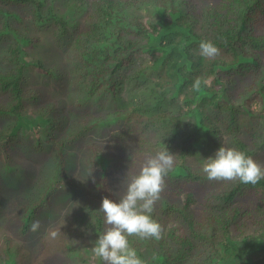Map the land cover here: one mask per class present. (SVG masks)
<instances>
[{
    "label": "trees",
    "instance_id": "trees-1",
    "mask_svg": "<svg viewBox=\"0 0 264 264\" xmlns=\"http://www.w3.org/2000/svg\"><path fill=\"white\" fill-rule=\"evenodd\" d=\"M40 27L50 28L66 52L73 77L67 103L83 111V117L70 111L83 124L65 135L64 103L44 102L41 90L27 86L32 67L63 81L62 72L30 57L39 40L30 33ZM201 40L212 41L219 54L199 55ZM263 58L264 0H0V193L2 182L25 173L16 158L20 149L55 156L49 185L36 181L27 189L35 197L18 235L68 177L80 137L93 130L105 138L113 129L117 138L132 122L135 160L121 177L123 193L147 156L165 146L173 156L198 161L191 168L179 159L164 177L152 212L161 238L128 237L144 264H264V179L255 185L208 180L201 170L220 145L264 168ZM124 83L139 86L142 99L125 103ZM79 159L82 214L76 227L55 237L54 264H101L92 245L107 225L97 209L102 197L120 198L109 185L115 155L90 140ZM3 241L0 264H18L20 248Z\"/></svg>",
    "mask_w": 264,
    "mask_h": 264
},
{
    "label": "rangeland",
    "instance_id": "rangeland-1",
    "mask_svg": "<svg viewBox=\"0 0 264 264\" xmlns=\"http://www.w3.org/2000/svg\"><path fill=\"white\" fill-rule=\"evenodd\" d=\"M30 34H35L39 39L38 43L30 51V57L40 59L42 65L46 68H56L58 71L62 72L63 81L58 83L44 75L40 69L32 67L28 71L27 86H31L33 91H35V89L41 90L44 102L56 101L58 104L61 102L64 103L62 107L64 109L63 114L68 116L67 123L63 129V134L65 135L69 130L83 124L81 122L75 124L70 114V111L73 112L76 110L77 106L75 102L71 104L67 103L68 96H71L73 92L71 86L73 77L68 74L70 70V66L68 65L69 58L61 45L59 47L56 43L50 28H33ZM129 85H132V88H130ZM122 87L121 97H123L125 103L130 104L129 102L131 99L135 98V100H138L139 97L141 98L140 92L142 89L134 83H128V85L124 83ZM76 112L83 117V111L81 109H77ZM0 123H3V118L1 117ZM124 127L125 128L119 132V137L117 138L115 132L112 131L113 129H110L108 131L109 135L105 138H101L99 135L95 134L93 130H89L87 134H85V137L83 136L78 139L74 147L75 155L73 159L71 158L69 161L68 177L61 179L53 186L49 199L45 201L46 204L39 205L42 207L37 211L38 213L34 215V217H38L40 220L39 227L33 230L29 226H25V229L23 228L22 231L23 233L20 235H18V229L22 225V214L35 197L30 196L27 193V189L30 187L29 185L36 181H40L44 186L49 185L48 177L54 173L55 161L53 158H55V156H53L51 152H29L24 148L19 150L18 154H16V158L20 160L19 162L22 163H20L22 167H25V173L13 174L2 182L0 193L2 202V210L0 212V247L3 246V239L5 238L14 242L21 250L19 256L22 257L18 264H38L40 261H42L40 264H54L52 262V257L54 255H52L51 252H53L52 248L56 246V244L55 238H52L49 232L58 230L59 234H61V232L66 231L71 226L76 227L75 224L80 222V216L82 214V206L80 204L85 199L80 197L78 194L79 189L77 188L78 184H80L79 173L81 170L79 156L81 148H83L87 141H100L110 154L112 153L115 155L117 163L110 168L109 185L111 191H113L116 196L120 197L123 195L122 190L119 189L122 185L121 177L126 169L133 166V161L135 160V133L132 122L126 124ZM179 159L191 168H196L198 166V161L194 157L184 156L183 158H179V156L174 153L175 162H178ZM255 162L258 165L262 164V161L257 158ZM193 194L196 199H198L197 188L194 189ZM91 201L90 199L87 203ZM91 231L87 232L89 234L86 239L90 238L92 235ZM45 247L48 248L47 251L43 250ZM60 252L63 253L62 251ZM3 254H6V252L3 251ZM6 256L9 258L11 255L6 254ZM64 260L67 261V257ZM4 263L7 264L5 261ZM80 264H94V262L92 260L85 262L80 261Z\"/></svg>",
    "mask_w": 264,
    "mask_h": 264
},
{
    "label": "clouds",
    "instance_id": "clouds-1",
    "mask_svg": "<svg viewBox=\"0 0 264 264\" xmlns=\"http://www.w3.org/2000/svg\"><path fill=\"white\" fill-rule=\"evenodd\" d=\"M218 54L219 49L212 41L199 42V55L212 59ZM200 85V79L193 82L195 89H199ZM174 164V156L165 146L147 156L139 171L128 179L126 189L118 200L102 197L97 210L103 213L107 227L97 234L92 245V251L101 264H144L137 251L130 246L128 237L135 235L142 239L161 238V225L152 218V212L163 190L164 177ZM201 170L208 180L239 179L243 184L255 185L264 179V168L250 156L223 145L203 159ZM39 224V218L34 217L29 227L35 230ZM58 234V230L49 232L52 238Z\"/></svg>",
    "mask_w": 264,
    "mask_h": 264
}]
</instances>
